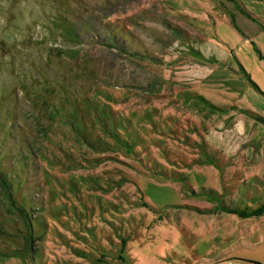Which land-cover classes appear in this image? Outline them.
Listing matches in <instances>:
<instances>
[{
  "label": "rangeland",
  "instance_id": "1",
  "mask_svg": "<svg viewBox=\"0 0 264 264\" xmlns=\"http://www.w3.org/2000/svg\"><path fill=\"white\" fill-rule=\"evenodd\" d=\"M0 264H264V0H0Z\"/></svg>",
  "mask_w": 264,
  "mask_h": 264
},
{
  "label": "trees",
  "instance_id": "2",
  "mask_svg": "<svg viewBox=\"0 0 264 264\" xmlns=\"http://www.w3.org/2000/svg\"><path fill=\"white\" fill-rule=\"evenodd\" d=\"M0 176H1V175H0ZM0 182H1V184L6 183L5 180H3L2 177L0 178ZM263 211H264V205H263V206H259L256 210L251 211V212H249V213H246V212H239V215H242V216H243V215H245V216H247V215H258V214H260V213L263 212ZM246 261L251 262V263H254V264H262V263L259 262V261L251 260V259H247Z\"/></svg>",
  "mask_w": 264,
  "mask_h": 264
}]
</instances>
